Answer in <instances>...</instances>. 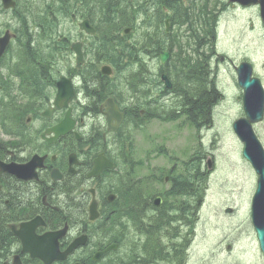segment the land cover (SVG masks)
<instances>
[{"label": "flooded vegetation", "instance_id": "af4514ba", "mask_svg": "<svg viewBox=\"0 0 264 264\" xmlns=\"http://www.w3.org/2000/svg\"><path fill=\"white\" fill-rule=\"evenodd\" d=\"M242 10L253 11L251 18L248 19V27L251 26V28H249L246 38L243 39L245 43L241 48V53L248 57V54H257L258 52L256 43L259 39H264V33L257 39L256 28L262 26L261 29L264 31V24L259 20L257 7L243 8ZM103 35L85 39L86 54L89 58V60L86 59L85 66L87 68L81 73L71 72L75 86L74 96L65 105L56 104V83L55 85L50 84L46 75L40 71L31 74L33 78H40L28 83L31 90L26 85L14 87L18 95L9 104L11 119L5 129L7 138L3 140L0 136V165L13 163L23 166L22 168L31 166L32 170L27 173L19 171V176L0 174V264H44L42 261L32 258L30 253L25 251L29 244L27 242L24 247L20 235L25 238L31 236L41 238L66 229V235L58 240L59 250L64 252L76 238L88 234L85 228L87 216L83 219L82 204L84 196L92 198L89 193L90 188L95 190L99 207L101 201L109 206L107 212L109 235L116 231V225H119L122 218L124 220L123 229L140 243L145 241L150 245L152 238H156L155 242L160 243L157 242L159 241L157 237L165 235L169 239L173 234H178L186 239V244H181V246H186V251L189 250V236L194 230L196 213L194 180L186 183L187 191H189L186 200L173 207L166 199L165 206L156 210L155 218L157 215V217H164L165 223L164 227L159 228L155 234H150L151 229L144 226L140 209V205L149 204L146 201L145 186L142 185V181L132 183L128 177L129 152L124 155L121 161H112L111 152L117 149V143L124 138L125 131L129 132L130 127L135 124L134 119L136 118L140 119L141 127L149 126L158 122L157 116L160 114L168 115L170 113L176 116L179 108H182L181 111L186 110L191 119L194 108L191 107L189 95L196 93L193 90L187 95L180 94L175 87L178 71L171 67L172 75L170 77L161 64L160 55L155 56L149 48L141 45L138 72L149 69L154 63L158 70L149 82L136 84L128 77L118 79L117 75L110 79L100 78L106 81L107 87L103 89L102 94L93 97L96 89H91L93 86L92 83H89V78L91 68L95 70V67L89 56V46L98 45ZM63 40L66 41L65 38ZM205 41L204 38L202 47ZM202 47L198 45L197 53L202 54L204 61H207ZM95 51L100 58L98 56L94 60L99 63L104 58L105 50L99 47ZM207 56L208 61H211L209 52H207ZM226 56L228 55L226 54ZM61 68L66 70L62 65ZM216 68H218V64ZM125 69L127 70L128 67ZM164 74L169 76L173 85L172 89H168L163 82ZM230 76L237 89H240L235 73ZM153 78H155L159 90L153 89L151 84ZM81 82H84L82 88L79 87ZM0 83L4 82L0 79ZM116 85L117 91L115 90ZM130 90L138 92L136 102L140 104L133 108L130 115L124 113V117L119 121V117L112 114V106L115 105L118 110L128 107L126 106L128 104L123 103L122 97L127 94L125 92ZM147 107L152 108L153 115L149 114ZM68 122L72 124V129L68 127ZM61 125L64 132L62 134L59 132L57 136L52 132V129ZM109 127H113L115 130L109 132ZM66 129H68L67 132ZM91 133L96 134L89 137ZM94 137L96 144L93 143ZM72 155L76 160L72 165L73 173L70 172ZM99 157L106 158L107 163L114 168L104 170L99 178L90 179L88 175ZM89 164H92V169L87 168ZM121 168L123 182L115 179L121 172ZM178 170V167L174 165L170 169H166V173L162 167L159 168L155 198L174 196L173 193L177 190L174 176L178 174ZM201 170L207 173L203 168ZM54 171L60 177L58 180L52 179ZM68 186L69 190L74 193L67 191ZM112 196L115 198L110 203ZM201 205L202 199L197 201V208L199 209ZM31 223H35L33 231L30 227ZM10 226L15 227L14 231L10 229ZM164 231L166 232L162 233ZM15 232H18V235ZM164 246L161 244L160 249L169 255L175 254L179 249L177 243ZM92 250V245L89 243L86 247L76 250L65 262L53 264L80 262V264H113L120 252L118 249V252L113 251L107 254V263H89L80 259L82 256L91 259ZM152 256H149L150 261ZM160 262V264H169L161 260Z\"/></svg>", "mask_w": 264, "mask_h": 264}, {"label": "rangeland", "instance_id": "374dc122", "mask_svg": "<svg viewBox=\"0 0 264 264\" xmlns=\"http://www.w3.org/2000/svg\"><path fill=\"white\" fill-rule=\"evenodd\" d=\"M51 1L55 8L64 10L62 8V0ZM64 1L67 4V8L65 10L68 14L57 13L56 15H49L46 10V4L40 0L30 1L29 4L26 3L25 0H17L18 7L15 11H5L0 7V36L3 35L7 30L16 31L14 34L17 36L16 39L13 40V43L9 49V53L7 55L9 57L6 59V61H10L11 57L15 56L21 47L22 37L18 34L19 27L17 28L18 25L16 26L17 18H15L16 12L18 13L21 9L27 8L31 14L30 17L32 20H34V18L44 19L43 13L45 11V16L48 17H46L44 21H48V23L51 22V29L55 31L52 33V36L54 37L55 42L59 43L61 39V32L58 31L60 28V22H62L65 29L72 30L74 26L71 21V14L78 15V22L83 18H89V11L96 8L95 5H91V3H88L87 0ZM125 1L126 3L130 1L132 8L136 9L137 0ZM157 1L162 5V13H164V15L170 16L171 13H173L170 9H168V7L166 8L164 6L163 0ZM176 1L180 4L181 8L186 11V13H183V15L186 14L185 20L188 22L192 21V17L198 20V17L196 16L198 13H213L217 14L219 18L221 17L219 14L221 10L224 11V8H227L226 5H229L228 0ZM229 8L230 11L227 13L228 16L226 15V17L223 15L222 20H220L221 18L218 19V24H220L219 29L221 32L224 29L226 18H235L236 12L240 14L239 10L231 9L232 7L230 6ZM241 13L244 17V22L241 26L237 23L233 27L235 29V33L233 34V41L235 45H233L230 41L229 51L233 60V64L236 66L244 60V55L240 52L243 44L239 42L241 41L242 37L247 36L248 30L251 28V26L248 27V24H246L247 19L245 20V18L248 17L250 13L244 11ZM141 20L142 19H138L136 21L140 23ZM183 20L184 19H179V22H182ZM198 25L199 23H197L195 26L198 27ZM261 28L262 26H258L256 28L257 39L260 38L264 33ZM190 31L191 27L188 24L179 26V23H177L174 29L173 27H170V30L168 31L165 29V27H163L162 33L163 35L164 33L167 35L168 42L169 40L175 39V37H177L178 40L182 42L184 46H186L188 44L185 43V39L189 35ZM138 32H144V29L137 26L134 33L137 35ZM238 34L240 35L239 37H237ZM163 37L165 40V36ZM259 41L263 42V52H259L257 54H248V56L251 58L250 62L255 65L256 74L259 75L261 79H263L264 83V39H259ZM27 47H29L28 50H34V52L37 50L33 47L32 43V48L29 45H27ZM219 47L220 43H218L216 49H219ZM166 48L167 51H170L171 48L169 47V43L167 44ZM60 51L61 48L57 47L56 54L58 56L60 55ZM216 59L218 62H220L219 56H216ZM92 63L94 64L95 71L99 78L110 79V77H104L101 75L100 70L102 66H99V63L96 60L92 59ZM169 63H171V61ZM62 66L67 70L76 72L74 60L64 52L62 53ZM135 68L137 69L136 72H138L139 65H132L128 70L134 71ZM155 69L157 70V67H155ZM234 72L233 65L223 63L220 64L218 90L224 93L225 100L220 101L222 100L220 99L219 102L214 104L212 109V120L203 129L202 125H200L201 129H199L197 123L195 125L188 123L189 126L187 128L184 126L183 122L181 124L162 122L152 124L147 128H142L147 131V137H144V135L139 133V131L142 129L139 130L136 128L133 132V137L136 144V160L138 164L134 174V178L136 179L144 177L145 174H149L148 171L157 174L160 165L163 166V163H166L167 160H170L171 164L175 162L178 164L187 162V158L194 151H203L206 149L215 155L214 163L216 167L212 169L211 173H209V184L204 183L201 185L198 181H196L195 185V188L200 190L205 184V186L208 187V191L204 192L201 197L203 209L201 213L196 212L194 217L195 225L200 224L202 216H205V218L208 220V233L206 234L207 238L202 246V240L199 237L200 230L198 231V229L195 228L194 247L190 248L188 251H184L185 262L187 264H264V258L259 250L256 239L252 236H244L248 229V203L250 196L253 193L252 187L255 183V179L251 177V174L247 170H242V164L247 167V164L243 159L238 157L240 163H238L237 159H234L236 158L237 152L238 154L241 152V144L237 140L231 128H233L234 121L240 118L242 114V108L233 101L236 96V89L234 87L236 85L230 75L234 74ZM228 85H230V89L228 88ZM83 86L84 82L79 83L80 88ZM91 89L96 88L91 87ZM194 93L196 92L194 91ZM179 97L181 99V96ZM191 97L192 95H189L190 99ZM235 101H240L238 95L236 96ZM191 107L194 108L192 103ZM200 121H204L202 120V117L200 118ZM258 131L261 133L263 132L264 135V126L259 127ZM0 135L2 136L1 132ZM142 137L146 138V140L153 138L156 139L155 141H157L158 145L157 150L153 148V141L148 144V148L152 149L153 152H145L142 145L139 146L137 144L140 142V138ZM169 137L172 139L171 144L174 151L166 143V139ZM180 150L183 156L177 154ZM197 167H200L198 162L191 164L192 169H196ZM130 177H133V172L130 173ZM242 182L246 184L243 185ZM186 183L187 181H184L183 185ZM148 187L150 191H144L146 195V201H150L152 198V187L150 185H148ZM180 188L184 189L183 187ZM251 189L252 191L250 192ZM144 216L142 217V221H144V225L146 227L147 224L149 225L151 223V216ZM157 238L159 240L157 242L160 243H156V238H152V244H154L157 248H160L161 244L164 246L165 244L168 245L170 242L166 236ZM182 239L183 238L180 237V240ZM181 244H185V241H180L178 246H181ZM158 263L160 264L161 262Z\"/></svg>", "mask_w": 264, "mask_h": 264}, {"label": "bare ground", "instance_id": "6f19581e", "mask_svg": "<svg viewBox=\"0 0 264 264\" xmlns=\"http://www.w3.org/2000/svg\"><path fill=\"white\" fill-rule=\"evenodd\" d=\"M33 1V0H30ZM42 0L43 3L47 6V13L49 15H56L58 13V8H55L52 5L50 0ZM176 0L170 2H164V6L170 9L176 8ZM88 3L91 5H97L99 0H88ZM105 6H99L89 11L90 17L93 19L92 29L96 33H104L101 42L96 45L92 44L89 46V56L91 59L98 57V53L95 51L97 48H102L106 50L104 58L101 59L100 63L107 61H112L115 64L121 63L123 57L136 56L140 52H134L129 50L128 46L123 41L120 32L124 27H133L141 26L144 29V32L137 34V42L139 45L149 48L154 55H160V58L165 62L163 56L166 54L163 50L166 49L167 44L171 47L174 43V39L169 40L168 37L162 31L158 30V26L168 17L162 13V5L157 0H137L136 9L132 8L131 2L126 3L125 0H106ZM45 10V9H44ZM45 12V11H44ZM29 10L21 9L18 13L16 12L15 18H17V28L19 27L18 34L28 37H37L41 35L52 34L55 31L51 29V22L44 21L41 18L30 17ZM142 19L140 23L136 20ZM176 23H179V19L174 17ZM146 22V24H145ZM71 33L62 34L65 40L68 42L70 39ZM165 36V40L164 37ZM101 38V37H100ZM29 47H26L28 50ZM18 55V56H16ZM15 56L11 57L12 60L18 61L30 65L33 69L44 73L47 77H52L51 74L59 71V65L51 59H48L46 55H38L31 53L29 51H19ZM79 55L89 60L85 51H80ZM100 58V56H99ZM212 61H203L199 65H190L188 63H183L179 60H173L168 65L164 66L167 70L169 76L172 75L171 67H178L179 71L177 73V78L175 80L176 89L182 94L187 95L194 90L196 94L192 95L191 103L194 109L201 115L202 120L201 125L202 129L212 120L213 107L216 102H219L221 99L220 91L218 90V77L211 71ZM156 64L152 65L149 69L143 72L129 71L122 67L116 66L117 78L128 77L132 82L136 84L147 83L149 80L157 73L158 70H155ZM114 68H110L107 73H111ZM97 80V81H96ZM89 83H92V86L96 88L94 96L102 94L103 89L107 87L105 80L100 79L97 76L96 71L91 68V76L89 78ZM152 87L154 90H159L158 85L156 84L155 78L151 81ZM205 89V90H203ZM117 91V85L115 86ZM138 92L132 90L128 91L126 95L122 97V101L125 104H128L124 110L126 112H132L133 107L138 106L139 102H136L138 99ZM131 103V104H129ZM200 104L207 105L208 107L204 110L199 108ZM130 105V106H129ZM147 110L150 115H153V110L150 107H147ZM124 138L117 143V149L111 152L112 161H121L125 154L132 150L133 133L125 131ZM96 133H91L89 137L94 136ZM93 143L96 144V138L94 137ZM200 167L209 165L206 159L198 161ZM200 167L196 169H187L182 173H188L185 180H194L199 184H209L210 176L208 173H205L201 170ZM88 169H92V164L87 165ZM205 184V185H206ZM204 185V186H205ZM186 186V184L184 185ZM70 187L68 186L67 191ZM109 191V190H108ZM74 193V191H71ZM141 215L144 217L151 216V231L150 234H155L159 228L165 223L164 217L153 218V213L151 214L150 207L146 205H140ZM109 206L105 207V211L108 212ZM169 210V209H168ZM172 212V210H169ZM150 213V214H149ZM171 221L175 222L171 219ZM124 220L121 218L119 221L120 229L116 230L113 234H106L105 230H90L93 237L98 235L105 236L106 240L110 242H116L120 246V252L115 258L113 264H159L158 262L163 261L165 263H174L181 264L184 256V251H186V246L181 247L175 254H167L160 248H157L154 244L148 245L147 242L142 241L141 243L136 240V238L131 237L130 233L123 229ZM169 224V223H168ZM171 224V223H170ZM175 226V224H174ZM164 227V226H163ZM166 231L162 232L165 233ZM177 234H173L172 239H176ZM113 244H99L96 250H92L91 254L95 251L101 255H107L111 251ZM126 254V256H125ZM152 256V260H149V256Z\"/></svg>", "mask_w": 264, "mask_h": 264}, {"label": "water", "instance_id": "95a60500", "mask_svg": "<svg viewBox=\"0 0 264 264\" xmlns=\"http://www.w3.org/2000/svg\"><path fill=\"white\" fill-rule=\"evenodd\" d=\"M234 3L242 5H250L257 0H230ZM262 5V16L264 15V0L260 1ZM6 9L15 7L13 0H3ZM9 38L1 40L0 56L3 54ZM168 57L165 54L163 58ZM240 85L244 89V110L246 119L237 121L235 124V132L244 143V157L254 166L260 175L258 188L253 201V218L257 227L258 236L261 247L264 251V151L260 142L256 138L252 124L261 122L264 114V90L259 80L251 79V67L242 65L238 69Z\"/></svg>", "mask_w": 264, "mask_h": 264}, {"label": "trees", "instance_id": "16d2710c", "mask_svg": "<svg viewBox=\"0 0 264 264\" xmlns=\"http://www.w3.org/2000/svg\"><path fill=\"white\" fill-rule=\"evenodd\" d=\"M99 1H101V0H99ZM170 1H172V0H170ZM104 2H106V0H104ZM176 4H177V6H175L176 8H173V15H172V17H171V21L172 22H175V20H174V17H176V18H178V19H184L182 22H179L180 24H183V23H186V22H188V21H186L185 20V18H186V14L185 15H183V13H186V11H184L182 8H181V6H180V4L179 3H177L176 2ZM105 5H107V4H103L102 6H105ZM99 7V6H98ZM163 23V22H162ZM208 106L207 105H203V104H200V107L199 108H201V109H206ZM194 113L197 115H199V113L194 109Z\"/></svg>", "mask_w": 264, "mask_h": 264}]
</instances>
